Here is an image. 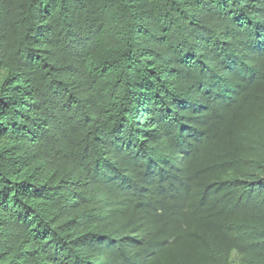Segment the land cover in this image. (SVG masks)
Returning a JSON list of instances; mask_svg holds the SVG:
<instances>
[{"label":"trees","instance_id":"1","mask_svg":"<svg viewBox=\"0 0 264 264\" xmlns=\"http://www.w3.org/2000/svg\"><path fill=\"white\" fill-rule=\"evenodd\" d=\"M0 264H264V0H0Z\"/></svg>","mask_w":264,"mask_h":264}]
</instances>
